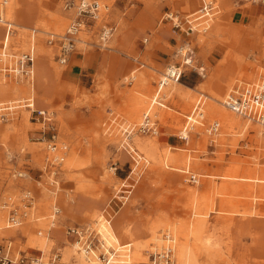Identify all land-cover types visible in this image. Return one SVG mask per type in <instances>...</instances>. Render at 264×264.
I'll use <instances>...</instances> for the list:
<instances>
[{"label":"rangeland","instance_id":"obj_1","mask_svg":"<svg viewBox=\"0 0 264 264\" xmlns=\"http://www.w3.org/2000/svg\"><path fill=\"white\" fill-rule=\"evenodd\" d=\"M77 1L0 0L16 23L13 52L35 50L31 78L0 72V103L16 106L0 113V243L12 241L13 254L44 263L59 254L57 264H87L68 229L99 231L94 216L111 202L114 231L121 245L131 243L116 249L131 248L133 264L168 246L174 264H264V128L236 114L225 125L211 98L221 81L225 97L264 73V2L216 0L213 20L188 33L174 20L184 22L201 0H107L109 13L80 33L86 42L62 64L47 32L65 33L76 17L68 5ZM106 23L114 30L103 42ZM2 36L0 26V46ZM188 43L193 65L184 66L180 84L162 89L167 106L151 109L156 133L141 132L160 79L184 62L179 49ZM201 94L203 119L181 139ZM28 99L47 109L48 126L18 106ZM215 120L220 134L211 135ZM51 141L67 146L61 164ZM10 210H26L21 225H6Z\"/></svg>","mask_w":264,"mask_h":264},{"label":"built area","instance_id":"obj_2","mask_svg":"<svg viewBox=\"0 0 264 264\" xmlns=\"http://www.w3.org/2000/svg\"><path fill=\"white\" fill-rule=\"evenodd\" d=\"M248 1L264 2V0ZM4 4H6V2H3V5ZM68 6H70V8H75V19L70 23L65 33H50L47 40L49 46L54 50L58 61L62 64H66L68 62L71 53L76 49L77 43L80 40V33L83 31H90L92 29L91 27L95 25L99 19H103L110 10V5L104 0H78L77 3H70ZM4 8L5 7L3 6V9ZM214 10L215 6L213 0H202V6L196 13L186 18L184 22L181 20H174V25L177 28H182L183 26L187 25V32H192L194 27H190V24L199 21L204 17H212ZM168 17L172 19L174 18L173 16ZM0 26L4 29V35L2 37L0 46V72L31 78L33 76V67L35 62V50L33 45L31 48L30 44L26 51L16 55V53L13 52L11 46L12 38L17 31L16 25L11 18H8L6 14H3V11L0 13ZM32 30V37H36V29ZM113 30L114 27L112 25H109L108 23L104 24L98 34L99 39L103 42L107 41L112 36ZM184 48L187 52L185 64L193 65V58L190 56V44L188 43ZM174 65V67L167 70L166 76L169 80L178 81L183 77L185 70L182 68V63ZM167 83L168 81H161L160 85L163 86ZM203 96L205 105L207 96ZM160 99L161 98L158 93L155 96V100H157L158 104L163 106L165 103ZM197 104L200 106L201 102H198ZM223 104L228 110L233 111L234 113L239 114L241 117L255 122L256 124L258 123L264 127V73L261 74L258 79L233 86L226 93ZM24 106L32 110L38 122H41L45 126L50 124L51 117L49 116V112L47 110L35 108L34 102L31 99H28L24 103ZM14 108H16V106H3V104L0 103V113H2V111L12 110ZM203 113L204 112H201V115ZM214 122L209 125L211 133H217V129L220 128L219 123L217 121L215 123ZM141 126V130L144 133H153V128L156 127V124L154 121H152L150 114H146ZM53 137L55 138V135ZM48 148L53 152L60 151L56 152L59 154V157L54 158L59 159V163L61 164L65 159L63 152H66L67 146L64 145L62 148H59L56 142L51 141L48 145ZM195 177L196 176H193L192 178L194 179ZM25 197L26 198L24 199H28V201L31 200L30 192H27ZM24 204L26 205V202ZM28 205L31 206V204ZM5 206L8 207L7 205ZM57 213H59V209L55 208L53 211V217L56 216ZM27 214L28 213L26 210L21 214H18L14 210H10L9 216L6 219V225L8 227H16L21 225L23 218L27 216ZM102 215L111 221L114 218L115 211L113 209L107 208L102 211ZM68 234L74 237L75 243L79 245V250L81 252H83L88 257L101 262L102 264H109L110 261H113L118 255V250L115 247L105 243V240L102 239L101 233L99 231H89L88 228L75 226L68 229ZM58 258L59 254H56L51 259V261L44 263L43 260L37 256L26 257L13 254L12 241L0 243V264H57ZM147 264H174V250L172 247H168L162 252L152 253L150 256V262Z\"/></svg>","mask_w":264,"mask_h":264},{"label":"bare ground","instance_id":"obj_3","mask_svg":"<svg viewBox=\"0 0 264 264\" xmlns=\"http://www.w3.org/2000/svg\"><path fill=\"white\" fill-rule=\"evenodd\" d=\"M104 1H107V0H104ZM202 1V0H201ZM213 2H214V6H215V9H217V4L215 3V0H213ZM71 9H73V8H71ZM3 11V14H6L5 13V11H4V9L3 8H0V13ZM214 12H215V10H214ZM214 15V14H213ZM212 15V16H213ZM190 17V16H189ZM204 18H206L207 20L209 19H211L212 17H204ZM100 20V19H99ZM208 20V21H209ZM198 22L199 21H196V22H193V23H191L190 24V27H194V29L193 30H196L197 29V27L198 26H200L199 24H198ZM71 23V22H70ZM15 25H16V23H15ZM70 25V24H69ZM68 25V26H69ZM68 26H67V28H68ZM67 28H66V30H67ZM203 28V30H201V31H207L208 30V28H207V26H204V27H202ZM47 33H51V32H47ZM79 42L80 43H82V42H86L83 38H80V40H79ZM78 42V43H79ZM78 43H77V45H78ZM77 48V47H76ZM183 49H184V46L182 47V48H180L179 49V52L181 51L182 52V56H183V63H182V68H184V66L186 65L185 63H186V54H187V52L186 51H183ZM175 65L174 64H172V65H170L168 68H167V70L168 69H170V68H172V67H174ZM188 66V65H187ZM166 73H167V71L165 72V74L163 75V77L160 79V81H159V84H158V87H157V90L155 91V93L153 94L154 95V98H153V100L151 101V105H150V108L149 109H147L146 110V112L143 114V116H142V119H141V122H140V124H139V130L141 131V132H143L142 130H141V125H142V123H143V121H144V119H145V116H146V114H150V116H151V118H152V121H154L153 120V117H152V115H151V108H152V106L153 105H158V106H160V107H165L164 106V104H163V106H161L160 104H158L157 103V100H155V96L159 93V96H160V100H163V102L165 103V96H162V94H161V91H162V89L165 87V86H167V85H170V84H180L181 82V80H182V78L181 79H179L178 81H172V80H169L168 78H167V76H166ZM132 77H135V75H132ZM161 81H168V83L167 84H164L163 86L162 85H160L161 84ZM224 81H221V84H220V90H219V92H217V93H215V95H213V96H211V98L212 99H214L216 102H217V105L218 106H215L214 107V111H215V113L216 114H218L219 116H220V118L222 119V121L224 122V124L225 125H227V126H232V125H234V121L236 120V117H235V115L234 114H236V115H239V114H237V113H234L233 111H230V110H228L225 106H224V104H223V100H224V95H222V92H223V90H224V86H223V83ZM221 91V92H220ZM204 94H201L200 96L201 97H199L198 98V100H197V102L195 103V105H194V108H193V110H192V112H191V114H189L190 116H187L186 117V120H185V123H184V128L182 129V134H179V136H180V138L181 139H188L189 138V133H190V131L192 130V128H194V125L196 126L197 124H198V122H201L200 120L201 119H203V114H205V107H204V102H203V96ZM32 100V99H31ZM146 101V99L144 98V99H142L141 101H140V103H144ZM198 102H201V104H200V106H198ZM19 107H22V106H24V105H18ZM34 106H35V103H34ZM201 112H204L202 115H201ZM193 114V115H192ZM194 114H195V116H194ZM201 115V116H200ZM199 116H200V118H199ZM240 116V115H239ZM248 120V119H247ZM218 122L219 123V126H220V121H218V120H215V122ZM155 122V124H156V121H154ZM214 122V121H213ZM212 122V123H213ZM214 122V123H215ZM249 122H247V123H245V125H247ZM210 125V124H209ZM260 125V124H259ZM263 127V126H262ZM264 128V127H263ZM154 129V134L156 133V131H157V129H156V127H154L153 128ZM217 133H211V131H210V126H208L207 128H206V132L207 133H209V134H211V135H216V134H220V129L218 128L217 129ZM132 131H130V133H131ZM129 133V134H130ZM144 144V142H142V141H140L139 142V145H143ZM50 155H51V157H59V154L58 153H55V154H51L50 153ZM63 155L65 156V153H63ZM50 158V157H49ZM194 175H192V177H193ZM195 179H196V177L194 178V179H192L193 181H195ZM95 217V219H94V222H95V225L98 227V230H99V232L101 233V236H102V239L103 240H105V243H107L108 245H111V246H113V247H115V248H118V247H116V246H120L121 247V245H120V240H119V238H118V236H117V234L115 233V231H114V229H113V226H112V224L109 222V220L108 219H106L105 217H103V215H101V214H98V215H95L94 216ZM112 221V220H111ZM193 232V231H192ZM184 233V232H183ZM128 234V233H127ZM193 235V234H192ZM166 238L167 239H169V241H173V239L171 238V236L170 235H168V234H166ZM168 247H171V246H168ZM168 247H166V248H164V249H167ZM163 249V250H164ZM173 249V248H172ZM162 250V251H163ZM188 250V249H187ZM74 251H75V253L76 254H78L77 256H78V258L79 259H85V261H86V263L87 264H101L99 261H96V260H94V259H92L91 257H88L87 255H85L83 252H79V245L76 243L75 245H74ZM161 251V252H162ZM187 252V251H186ZM153 253V252H152ZM151 253V254H152ZM136 256H138V254H136ZM178 256V255H177ZM117 257V256H116ZM180 257V256H179ZM190 256H188V258H189ZM184 258V257H183ZM186 258V257H185ZM116 258H114V260L112 261H110V263L109 264H133L132 263V257H131V254L129 255V257L128 258H125V259H121V258H118L117 257V259L115 260ZM192 259V258H191ZM149 262H150V259H149ZM148 262V263H149ZM186 262V261H185ZM147 264V263H146ZM183 264V263H182Z\"/></svg>","mask_w":264,"mask_h":264},{"label":"crops","instance_id":"obj_4","mask_svg":"<svg viewBox=\"0 0 264 264\" xmlns=\"http://www.w3.org/2000/svg\"><path fill=\"white\" fill-rule=\"evenodd\" d=\"M215 3L217 4L216 0H215ZM217 9H218V6H217ZM212 18H213V17H212ZM212 18H211V19H212ZM211 19H210V20H211ZM200 20H202V21H199V22H198L199 25H201V22H203V25H204V24H206V23H208V22L210 21L209 19H208V20H209V21H208L206 18H203V19H200ZM212 20H213V19H212ZM207 28H209V26H207ZM201 30H203V28H202ZM3 35H4V29H3ZM2 37H3V36H2ZM159 54H161V53H159ZM34 70H35V69H34ZM33 74H34V73H33ZM33 76H34V75H33ZM180 82H181V81H180ZM153 98H154V95L152 96L151 101L153 100ZM33 101H34V100H33ZM34 103H35V102H34ZM150 105H151V102H150V104H149V106H148L147 109L150 108ZM153 106H154V105H153ZM153 106H152V108H153ZM164 106H167L166 103L164 104ZM158 107H160V106H158ZM35 108H36V107H35ZM152 108H151V109H152ZM37 109H42V108H37ZM43 110H47V109H43ZM145 112H146V111H145ZM145 112H144V113H145ZM144 113H143V114H144ZM186 117H187V115H186ZM111 201H112V200H111ZM110 204H111V202H109V203H108V204H107V205H106L101 211H103V210H105V209H107V208H109V209H113V210H114V207H112ZM114 211H115V210H114ZM115 217H116V211H115L114 218H115ZM114 218H113V219H114ZM112 221H113V220H112ZM112 221H109V222L112 224ZM112 226H113V225H112ZM113 229H114V228H113ZM75 244H76V243H75ZM75 244H74V245H75ZM120 245H121V243H120ZM130 245H131V243H127V244L121 245V247L124 248V247L130 246ZM119 247H120V246H119ZM129 251H131V248H128V249H127V252H125V253H120V252H119L118 255H119V256H120V255H125V257L128 258V257H129V254H127V253H128ZM79 252H80V251H79ZM118 258H119V257H118ZM120 258H121V257H120ZM121 259H122V258H121ZM124 259H125V258H124Z\"/></svg>","mask_w":264,"mask_h":264}]
</instances>
